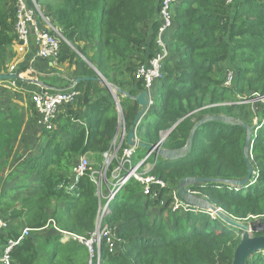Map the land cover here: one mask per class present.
<instances>
[{
  "label": "trees",
  "instance_id": "1",
  "mask_svg": "<svg viewBox=\"0 0 264 264\" xmlns=\"http://www.w3.org/2000/svg\"><path fill=\"white\" fill-rule=\"evenodd\" d=\"M161 2L38 0L43 13L71 44H61L57 63L74 66L76 77L96 76L92 64L107 82L131 95L146 90L144 81L135 78L137 64L159 50L156 34ZM172 13L173 27L165 36L168 57L162 64L161 78L150 86L153 104L148 113L152 112L153 117L150 122L142 119L139 123L140 141L155 145L162 132L173 127L161 145L181 148L194 123L210 114H225L254 125L250 184L238 187L223 182L199 183L187 189L236 219L263 216L264 103L242 101H252L254 93L264 95V0H180ZM14 21L13 0H0V73L6 48L15 38ZM228 70L233 72L230 85L225 84ZM74 89L78 94L72 103L62 107L53 120L55 127L42 130L44 143L39 153L23 160L24 173L5 175L4 171L22 130L24 109L10 107L6 113L0 112V213L7 222L0 229V256L8 240L17 239L23 227L33 229L11 249L10 264L87 262V250L81 259L84 246L76 240L61 242L56 230L44 237L46 245H41L48 249L40 256L35 233L31 234L45 229L50 218L60 229L76 235L88 236L94 229L98 199L89 171L76 183L78 196L58 185L68 181L81 155L94 160V167L101 163L103 152L117 133L119 116L107 86L89 80L76 83ZM116 95L129 131L137 103ZM255 116L263 119L255 124ZM245 136V129L238 123L207 121L196 129L188 155L177 161L155 162L150 174L167 184L152 185V191H158L156 198L143 195L142 185L136 180L127 182L111 201V212L106 217L109 224L116 225L122 247L115 253L102 249V264H232L241 239L239 229L209 211L195 214L176 210L170 211L168 218H149L142 206L158 205L160 212L167 211L172 199L169 195L163 200V195L174 190L182 177L243 178L247 173ZM145 151L137 147L134 162ZM8 185L12 187L11 195L25 186L34 192L10 201L5 192ZM170 218L171 224H165ZM261 234L264 232L254 233ZM245 264H264V252L253 253Z\"/></svg>",
  "mask_w": 264,
  "mask_h": 264
},
{
  "label": "built area",
  "instance_id": "2",
  "mask_svg": "<svg viewBox=\"0 0 264 264\" xmlns=\"http://www.w3.org/2000/svg\"><path fill=\"white\" fill-rule=\"evenodd\" d=\"M178 1L180 0H162L158 16L160 19V26L156 34V44L159 50L146 62L138 63L136 66L135 78L142 79L145 83V91H147L148 96L147 110H149L153 104L150 86L155 79L161 78L162 64L168 57L165 36L173 27L174 15L172 13V7ZM13 7L15 10L13 32L15 35L14 42L16 54H25L29 47L33 45L36 48L37 57L40 59H50L54 63L57 62L61 44H71L62 34L61 30L54 25L50 17L42 12L38 0H13ZM16 71L15 65L9 66V73L14 72L18 76H22V73L18 74ZM232 78L233 72L228 70L225 84L230 85ZM77 94L78 91L75 90L57 91L53 93L32 91L29 97L35 111V117H37V125L45 130L54 128L53 120L57 117L63 106L74 101ZM261 97H264V95L254 93L252 101H247L252 102L254 105V103L262 100ZM118 113V131L111 141L108 150L103 152L102 163L94 167L92 163L88 161L86 155H81L73 166L72 174L68 181L64 185H58V188L64 187L66 192L74 195L76 193L75 189L78 179L86 173V171H89V178L94 184L95 195L98 199L94 229L88 236H80L69 231L58 229L54 223L55 221H52L53 219L49 220L53 222V226L55 225L54 228L57 229L56 231L61 234L62 241L76 240L87 249V264H102V249L110 253H115L121 248L122 240L117 236L120 239V243L117 245V239L114 234L116 227L106 222V217L111 212V201L124 188L127 182L136 180L142 185L143 195L149 196L151 199L156 198L158 193L157 190L153 189L152 191V185L160 187L167 185L163 180L149 173L152 166L148 165L146 162L152 151H148L145 157L138 162L133 161V155H135L138 146L128 145L126 143V130L121 116V109H118ZM255 124H257V122H255ZM134 139L135 141L138 139L136 133ZM138 169L142 171L138 172ZM172 192H174V195H171L172 211L183 209L185 211L198 212L199 210H204L182 200L178 196L176 190H172ZM75 195L78 196V194ZM209 213L214 216L212 211H209ZM6 226L7 222L0 216V229ZM32 230V228L24 227L17 239L8 240L0 256V262L2 264H10L11 249L27 237Z\"/></svg>",
  "mask_w": 264,
  "mask_h": 264
},
{
  "label": "water",
  "instance_id": "3",
  "mask_svg": "<svg viewBox=\"0 0 264 264\" xmlns=\"http://www.w3.org/2000/svg\"><path fill=\"white\" fill-rule=\"evenodd\" d=\"M79 55L82 56L81 54ZM82 58L84 59L83 56ZM90 65L95 70L96 76L76 77L70 80L71 81L70 84L74 86L76 83L80 81L93 80V81L99 82L107 86V88L109 89V91L111 92L115 100V103L118 109H120L121 106H120L116 93H119L123 95L124 97L130 98L137 103V111H136V114L133 120V124L130 130L126 132V143L128 145H137L138 147H144L147 151H152L163 159H166L168 161H173V160H177L182 157H185L186 155L189 154L196 129L201 124L207 121L217 120V121H221V122L228 123V124L238 123L240 126H242L245 129L246 136H245V141L243 145V152H244V157H245L246 166H247V173L243 178L225 180V179L216 178V177L186 176L178 180L176 184V191H177L178 196L182 200L189 203L190 205L198 207L200 209L212 211L227 225L235 227L241 231V235H240L241 239H240L239 244L234 250L232 264H245L246 259L252 256L253 253L260 252V251L264 252V234L254 235V233L264 232V219H255L248 223L243 222L241 220H238L228 215L226 212H224L223 210H221L214 204L210 203L204 197L198 196L195 193L190 192L187 189L188 185H194V184H199V183L223 182V183H228L232 186H238V187H242V186H246L250 184L251 178L253 175V167H252L251 159H250V144H251V135L253 133L254 125H248L247 123L241 121L240 119L236 117L228 116L225 114H210V115L203 116L201 119L197 120L194 123V125L192 126V128L190 129L188 133V137H187L185 145L181 148H177V149L164 148L160 146L161 140H159L158 143L155 145L145 144L141 141H135L134 140L135 125L137 124V121L146 114L145 110H146V106L148 103L147 91L143 90L137 93L136 95H131L130 93L107 82L106 79L100 74V72L92 64ZM10 79L23 80L25 78L18 76L14 72L0 73V80H10ZM27 80L33 83H36L40 86L43 85L40 81H37L34 79L27 78ZM171 129H169L167 132H170Z\"/></svg>",
  "mask_w": 264,
  "mask_h": 264
},
{
  "label": "crops",
  "instance_id": "4",
  "mask_svg": "<svg viewBox=\"0 0 264 264\" xmlns=\"http://www.w3.org/2000/svg\"><path fill=\"white\" fill-rule=\"evenodd\" d=\"M87 52H89V51L87 50ZM89 55H91L90 52H89ZM82 56H80V57L82 58ZM84 60H86L85 57H84ZM10 65H15L16 69H17L16 72L18 74L22 73V76H20V77H23L25 79H23V80H21V79L0 80V90L5 89V92H6L5 93L6 95L0 96V112L6 113L10 110V107L21 108L22 110L24 109L23 110L24 111V120H23L24 123H23L22 128H25L26 120L28 118V111L30 112V115H31V108H29L31 101H30L29 96H30V93L32 91H36V92L46 91V92L53 93V92H57V91H73V90H75L74 86H72L70 84L71 83L70 80L76 78V76H74V66H70L68 64H60L57 62L54 63L50 59H40L39 57H37V51H36L35 46H33V45H31L29 47V49L26 51L25 54L17 55L16 51H15V42L13 40L12 43L10 44V46L8 48H6V57L4 60V64H2L3 69L1 71V73H9L8 69H9ZM27 78L40 81L43 85L40 86L36 83H33V82L27 80ZM126 92H128V91H126ZM3 103H6V104L4 105ZM116 108H117V106H116ZM120 109H121V107H120ZM62 110H60V111H62ZM117 112H118V108H117ZM145 113L146 114L148 113L147 108L145 110ZM145 115L143 117H141L137 121V124L135 125L134 138H135V133L137 136L138 125L141 122V120L145 117ZM118 116H119V113H118ZM121 116H122V109H121ZM36 118L37 117H35V114H34L35 124H32L33 127L34 128L37 127L40 131L44 130L39 125H37ZM29 121L31 122L34 120L32 118H30ZM54 127H55V124H54ZM137 138H138L137 141H140V138L139 137H137ZM125 141H126V136H125ZM17 144L18 143H16L15 148L17 147ZM147 153H148V151L146 150L143 157H145V155ZM152 157H153V159H152ZM158 157H160V156L157 155L156 153H154V152L150 153V155L147 159V161H149V162H147V164L152 166V168H153L155 162L158 161V159H157ZM142 158H140V159H142ZM18 160H20V158ZM164 160H166V159H164ZM8 161H10V157H9ZM138 161H136V162H138ZM22 162H23V160L21 161V163H19L17 161V165L20 164V167H22V172L17 171L18 173H24L25 172L24 167L22 166ZM18 169H19V167H18ZM4 171H5V175H9L11 172H14L13 168L11 166H9V167L5 166ZM150 171H149V173H150ZM71 174H72V172H71ZM71 174H70V176H71ZM12 184H13V182L11 183V185ZM174 190H176V188ZM0 216H1V213H0ZM95 217H96V215H95ZM1 218L4 220V218L2 216H1ZM58 229H60V228L58 227ZM37 230H39V229H37ZM55 230H57V229H55ZM40 231H42V229H40L39 231H34L31 234L34 236L33 233H35L34 239H35L36 244L39 247V249H38L39 255L42 256V253H40V244H39V234L40 233H38ZM69 241H71V240H69ZM61 242H65V241L61 240ZM79 245H81V244L79 243ZM121 247H122V242H121ZM42 249H43V253H44L45 251H47L48 248L45 249L44 247H42ZM87 261H88V257H87ZM0 264H1V262H0ZM86 264H87V262H86Z\"/></svg>",
  "mask_w": 264,
  "mask_h": 264
},
{
  "label": "rangeland",
  "instance_id": "5",
  "mask_svg": "<svg viewBox=\"0 0 264 264\" xmlns=\"http://www.w3.org/2000/svg\"><path fill=\"white\" fill-rule=\"evenodd\" d=\"M39 3L41 4V1H39ZM5 93H6L5 92V89L0 90V96L6 95ZM261 99L262 100H260V102L264 103V97H261ZM246 102H248V101H246ZM243 103L244 104H247L245 102H243ZM3 104L5 105L6 103H3ZM216 104L217 103H214L213 106H216ZM252 105H253V103H252ZM34 114H35V111L31 107V115H30V112L28 111V118L26 120L25 128H22V130H21V132L19 134V137L17 138V142H16V143H18L17 144V147L16 148L14 147V149L11 152V155H10V161H8V163L6 165L8 167L11 166L13 168V171H18V172L20 171V172H22V167H20V164L17 165V161L19 163H21L22 160L28 158L29 156H32L34 154H38L40 147L44 143L43 138H42L43 136H41V132L42 131H40L39 129H36V128L33 127L32 124H34L35 121L33 123H31L29 121L30 118H32L34 120ZM251 116H253V115H251ZM152 117H153L152 112L147 113L145 115V117L143 118V122L144 123H147V122L152 121ZM262 119H263V116H261V117L255 116V118H254V120L252 122L255 123L258 120H262ZM248 120H250L249 116H248ZM167 131L168 130L162 132V134H161V137L162 138L160 139L161 140V143L164 141L166 135L168 134ZM137 137H139L138 134H137ZM16 143H15V146H16ZM161 143H160V146H162ZM153 157H152V159H153ZM19 158H20V160H18ZM157 159H158L159 162L160 161H164V159H162L161 157H158ZM88 161L91 162L92 164L93 163L95 164L94 160H92V159H89L88 158ZM147 162H149V161H147ZM101 163H102V161H101ZM18 167H19V169H18ZM24 170H25V168H24ZM141 171H142L141 169H138V172H141ZM16 178H18V177L16 176ZM31 188L32 187H30V186H25L23 188L17 189L14 192V194L11 195V189H12V187H11V185H8V187L5 190V192H6V198H7V200H10V201H17L20 196H25V195L28 196V195L32 194L34 192V189H31ZM169 195H174V192L171 191V192L165 193L163 195V200L165 199V197H167ZM162 205H163V201H162ZM142 209L146 210V214L149 216V218H150V216H155V215L157 217L168 218V216L171 215V212L170 211L173 210L172 209V203H170V205H168V207L166 208L167 211L164 210L163 212H160L158 205H153V206H149V207H146V208L144 206H142ZM181 211L185 212V210H183V209H181ZM199 211H202V210H199ZM192 213H195L196 214L198 212L192 211ZM253 218H254L253 220H255V219H264V215L263 216H260V217H253ZM50 219H52V218H50ZM253 220L247 219V220H241V221L248 223V222L253 221ZM52 221H54V220H52ZM52 221H48L47 227L45 229H43L42 231L38 232V233H40L39 234L40 253H43V249H42L41 243L46 245V243H44L45 242L44 237H47L49 235L54 234V232L52 230L55 231V228H54L55 225L53 226V222ZM164 223L167 224V225H170L171 224V218L169 219V221L168 220L167 221L165 220ZM110 225L113 226V227H116V225H112V224H110ZM239 233H241V231ZM114 234H115V237L117 239V245H119L121 238L119 237L120 238L119 239L117 237L118 236L117 235V228H116ZM51 246L52 245H50V247ZM43 247L46 248V246H44V245H43ZM81 252H82L81 259H84V257L87 255L86 249L85 248L82 249Z\"/></svg>",
  "mask_w": 264,
  "mask_h": 264
},
{
  "label": "clouds",
  "instance_id": "6",
  "mask_svg": "<svg viewBox=\"0 0 264 264\" xmlns=\"http://www.w3.org/2000/svg\"><path fill=\"white\" fill-rule=\"evenodd\" d=\"M171 128L173 129V127H171ZM171 128H169V129H171ZM169 129H167V130H169ZM172 129H171V130H172ZM165 131H166V130H165ZM168 133H169V132H168Z\"/></svg>",
  "mask_w": 264,
  "mask_h": 264
},
{
  "label": "bare ground",
  "instance_id": "7",
  "mask_svg": "<svg viewBox=\"0 0 264 264\" xmlns=\"http://www.w3.org/2000/svg\"><path fill=\"white\" fill-rule=\"evenodd\" d=\"M182 159V158H181ZM175 161H177V160H175Z\"/></svg>",
  "mask_w": 264,
  "mask_h": 264
}]
</instances>
